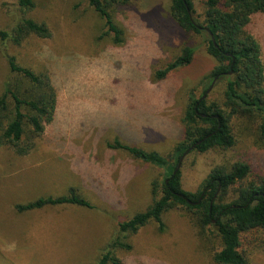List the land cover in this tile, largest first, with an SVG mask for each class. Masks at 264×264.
I'll use <instances>...</instances> for the list:
<instances>
[{"label":"rangeland","instance_id":"obj_1","mask_svg":"<svg viewBox=\"0 0 264 264\" xmlns=\"http://www.w3.org/2000/svg\"><path fill=\"white\" fill-rule=\"evenodd\" d=\"M171 2L133 0L113 7L124 32L119 45L113 33L104 36L108 27L90 0H34L26 15L48 25L51 36H32L21 45L0 39V95L15 77L7 60L14 55L21 66L49 74L57 96L55 119L29 155L19 156L0 142V264H98L118 235L119 222L151 205L152 183H161L169 171L112 150L107 141L121 131L117 121L135 126L137 133L139 127L150 128V140L145 136L137 144L175 165L172 153L181 140L189 91L200 97L220 66L208 53L204 36L186 33L171 17ZM196 7L198 15L204 12L199 0ZM21 14L17 0H0V29L11 27ZM249 30L261 44L264 62V14L253 16ZM187 46L195 48L191 65L157 80L155 72L184 55ZM177 82L174 99L167 103V91ZM226 84V76L211 83L209 101H224ZM238 116L231 123L233 148L184 154L180 169L186 191L196 193L214 170L230 171L240 162L251 167L246 181L264 178L258 122ZM71 187L95 208L16 209L42 196L65 195ZM238 188L239 183L231 186L221 201L233 203ZM193 212L170 209L163 215L164 232L151 222L129 235L131 249H119L117 255L124 264H219L214 253L222 248L221 239L213 227L201 229ZM241 249L248 264H264V230L243 232Z\"/></svg>","mask_w":264,"mask_h":264},{"label":"trees","instance_id":"obj_2","mask_svg":"<svg viewBox=\"0 0 264 264\" xmlns=\"http://www.w3.org/2000/svg\"><path fill=\"white\" fill-rule=\"evenodd\" d=\"M131 1L90 0L108 27L104 36L113 33L112 39L116 45L124 42V32L116 24L111 10ZM196 1L172 0L171 17L186 33L203 35L208 53L220 66L213 71L210 83L200 97L196 98L194 89L189 91L179 135L181 140L172 153L177 160L175 165L168 164L169 160L160 152L137 144L136 141L145 139V136L150 140L154 134L150 128L139 127L137 133L135 126L117 121L118 128L122 129L116 130L118 134L107 141L110 149L123 152L135 160L163 166L169 172L164 174L161 183L157 180L152 183L151 205L132 218L119 222L118 235L106 245L98 264H124L117 251L131 249L128 236L136 234L151 222H155L158 230L164 232L166 224L163 215L173 208L193 210L195 221L201 229L214 228L213 232L222 243V248L214 253V260L219 264H248L241 249V235L249 230H264V178L259 182L246 181L251 171L250 165L240 162L234 164L230 171L224 168L214 170L196 193L183 188L182 171L177 169L187 151L205 153L216 148H233L236 136L231 123L238 115L253 123L258 122V136L261 146H264V62L261 44L249 30L253 16L264 14V0H199L204 6V12L200 15L197 14ZM17 5L22 16L11 27L0 29L2 41L21 45L32 36L42 39L51 36L48 25L26 15L34 8V0H17ZM202 15L203 21L199 19ZM194 53V47H185L184 55L155 72V78L165 79L180 67L191 65ZM7 60L15 77L6 82L0 95V142L17 155L27 156L35 150L36 140L44 134L46 125L55 119L56 89L49 74H37L21 66L14 55H8ZM226 60L227 65L224 64ZM223 76L227 78L224 101H209L211 83ZM178 86L179 82L175 88L167 91L168 95L165 92L167 103L174 99ZM92 120L100 124L98 118ZM238 183L236 200L223 203L221 196ZM64 204L95 208L76 188L71 187L65 195L42 196L33 202L19 204L16 209L26 212Z\"/></svg>","mask_w":264,"mask_h":264},{"label":"water","instance_id":"obj_3","mask_svg":"<svg viewBox=\"0 0 264 264\" xmlns=\"http://www.w3.org/2000/svg\"><path fill=\"white\" fill-rule=\"evenodd\" d=\"M212 38H213V40H215L213 35H212ZM204 97H205V96H204ZM203 116H204V115H203ZM181 162H182V158H181V160H180V162H179V164H178V168H177V169L180 168V166H181ZM189 202H191V201H189Z\"/></svg>","mask_w":264,"mask_h":264}]
</instances>
